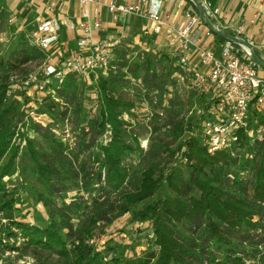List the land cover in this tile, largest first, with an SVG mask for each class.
I'll list each match as a JSON object with an SVG mask.
<instances>
[{
    "label": "trees",
    "instance_id": "trees-1",
    "mask_svg": "<svg viewBox=\"0 0 264 264\" xmlns=\"http://www.w3.org/2000/svg\"><path fill=\"white\" fill-rule=\"evenodd\" d=\"M5 11V2L0 0V20ZM10 49L11 54L0 59V217L18 230L22 245L2 242V238L0 245L16 252L32 249L54 255L61 264H264V139L250 142L241 136L239 150L236 144L232 150L210 153L200 134L207 115H182L171 121L175 146L162 145L168 159L140 169L134 181H129L130 165L125 161L142 148L131 129L132 121L122 115L131 113L136 100L115 89L124 86L121 82L129 75L141 90V103L153 106L152 126L156 118L169 114L177 118L185 104L206 101L173 78L175 72L183 74L177 57L158 52L165 63L158 74L155 63L159 60L150 52L143 50L130 65L132 48L126 43L118 46L106 73L90 75L97 78L93 114L84 105L88 91L78 86L81 76L67 73L61 82L54 80L50 84L53 97L46 96L49 102L37 109L47 111L52 122L27 124L39 136L41 142H37L18 128L19 123L25 126L23 104H10L8 89L20 65L40 64L48 53L30 47L23 32H18ZM119 68L127 70L117 75ZM140 70L142 76H138ZM150 91L155 96L146 100ZM170 92L173 95L164 105ZM55 123L68 128L71 142H63L54 133L51 126ZM184 129L195 133L181 141ZM157 130L154 126L153 131ZM147 152L153 158L154 148L150 146ZM177 153L183 164L168 166ZM17 167L19 191L8 188L3 180ZM71 186L95 194L89 202L66 201ZM162 187L163 194L159 193ZM22 196L32 213L28 222L15 214ZM84 207L91 209L82 217L78 210ZM124 215L149 223L156 250L126 255L123 250L117 252V245H105L101 251L89 243L98 234L94 229L104 226L99 228L102 234L105 226ZM16 235L5 231V238ZM109 250L117 253L107 259L104 254Z\"/></svg>",
    "mask_w": 264,
    "mask_h": 264
},
{
    "label": "built area",
    "instance_id": "built-area-1",
    "mask_svg": "<svg viewBox=\"0 0 264 264\" xmlns=\"http://www.w3.org/2000/svg\"><path fill=\"white\" fill-rule=\"evenodd\" d=\"M71 1L81 9V19L77 22H65L64 25L70 31L79 32L75 42L76 49L66 54L57 47L60 24L56 19L39 20L25 37L35 48L47 53L54 51L58 58L55 62L43 65L41 82H35L36 77H33L25 81V85H30L31 81L35 89L42 90L51 84V77L61 82L67 73L81 77H88L99 71L106 73L114 50L122 44L125 36L121 29H117L116 34L110 38H93L94 33L104 31L100 14V7L104 5L114 22L133 15L151 23L150 34L159 35L163 28L166 30V40L176 49L169 55L177 57L178 65L183 70V74L173 73V78L186 89L194 90L206 99L203 113L207 116L200 124V134L208 152L232 150L236 144L239 150L241 136L250 142L264 139V70L252 60L245 45L240 42L234 45L228 40L215 54L197 44L191 37V32L197 25L204 24L200 16L193 9H186L184 26L175 28L167 16H163L165 0H136L130 4L113 1L104 4L102 0ZM196 2L208 21L210 17L218 16L219 9L211 0ZM238 29L239 32L242 31L241 27ZM202 33L207 37L212 31L204 26ZM248 46L251 47V44ZM260 49V60L263 62L264 38ZM192 53L198 60L197 67L190 66Z\"/></svg>",
    "mask_w": 264,
    "mask_h": 264
},
{
    "label": "rangeland",
    "instance_id": "rangeland-1",
    "mask_svg": "<svg viewBox=\"0 0 264 264\" xmlns=\"http://www.w3.org/2000/svg\"><path fill=\"white\" fill-rule=\"evenodd\" d=\"M12 11L7 8V10L4 13V17L0 20V59L6 58L9 54H11L10 45L12 42L16 39L18 32L14 33L12 32L15 30V26L19 24L13 23L9 18L12 16ZM21 24V23H20ZM28 45L31 47V43L26 38ZM134 41V40H133ZM132 45V44H131ZM34 47V46H33ZM132 52L131 56L128 57V62L130 65L133 63L134 60H137L139 57V53L143 50H147L150 52V55L154 58V60H159V56L157 55L158 51L155 49L154 45L150 42L149 39H147L146 36H142V39L140 40V43L136 45H132L131 47ZM37 50V49H36ZM39 51L42 52V50L39 49ZM60 57V56H59ZM58 58V55L55 54L54 51H49L47 58L45 59V62L43 64H37L36 61H29L26 62L23 65H20L17 69V72L14 73L13 76H11V81L9 84L8 89V98L10 100V104H14L15 102L19 104H23L21 107V110L24 112V121L25 126H20V123L18 124V128H20V131L26 132V137L29 139H32L37 142H41L39 136L34 133L31 129L27 127V124H29L32 121L41 123L42 125H46L52 122V119L50 118V115L46 112H39L38 110H41L40 108L46 103H48V98L46 96H52L54 94V91L50 84H48L47 87H44L42 90H37L34 88V85L29 81V84L31 85H25L24 82L28 79H31L33 77H36L35 82H41L43 80L42 77V69L43 65L56 61ZM155 68L157 73H161L164 71L165 63L163 59H160L155 63ZM0 66V70H1ZM113 68V67H112ZM115 70V69H113ZM112 70V71H113ZM126 68L121 69L119 68L117 71V75H120L122 73H125ZM144 73L143 70H140L138 73V76H142ZM31 76V77H29ZM112 76V75H111ZM112 77H115L113 74ZM64 78V77H63ZM79 81L78 86L83 88L84 90H87L88 93L86 96V100L84 101V105L87 108H90L92 114L95 111L96 102H95V85L96 82V75L88 76V77H80L77 78ZM56 80V78H50V82ZM51 82V83H52ZM129 82V83H127ZM124 86H117L115 89V92L118 94L120 92L126 93L130 98L136 100L135 106L130 109V112H125L122 117L126 120L132 121V130L139 136L140 144L142 151L138 152L136 155L131 156L126 159L125 164L130 165L129 167V181H134V176L137 174V171H139L142 168H146L148 166H151L158 160H167L168 158L165 156L166 152H164V149L162 145L164 143H169L172 147L175 146V144L172 143V136L170 135V130L172 129V122L175 120H178L180 116L189 117L192 116L194 118H198L201 114H203V109L205 107V104H185V106L180 110L179 116L176 118L174 114H169L164 118H156L157 123L154 122V125L150 124V121L152 120V113H153V106L149 103H141L140 93L141 90L133 83V80L129 78V75L125 78V80H122ZM173 93H168L166 95V98H164L163 104L166 105L167 98L172 97ZM155 96L153 91L148 92V96L146 97V100H152ZM143 104V105H142ZM38 109V110H37ZM173 117V118H172ZM135 121H133L134 119ZM28 121V122H27ZM30 121V122H29ZM172 121V122H171ZM134 122V123H133ZM60 123H55L53 126H51V129L56 133L58 136L61 137L63 142H71V134L68 131V128L66 126H60ZM154 126L158 128L156 132L153 131ZM170 126V127H169ZM191 133L195 132H189L188 129H184V133L179 138L181 141L184 140L187 135H191ZM108 135H105L104 139H107ZM23 144V143H22ZM151 147L154 148V155L153 158H151L150 154H148V149ZM180 153H177L175 157L169 162V165H176L183 163L180 162ZM179 161V162H178ZM162 165V163H161ZM18 167L15 169L12 175L5 176L3 180L6 182L8 188L10 189H17L18 191L20 188V177L18 174ZM83 188V187H82ZM125 188H130V184L127 183ZM84 189V188H83ZM83 189L76 188L75 186H71L70 191L66 195V201L68 200H74V199H83V201H88L89 198H92V196L95 194V191L90 192H84ZM22 191L19 192L21 194ZM161 194L164 193V188L162 187L160 189ZM23 198V196H22ZM89 202V201H88ZM263 205V204H261ZM16 207L19 208L18 211H16V218L18 220H23V222H28V220L32 219L31 215V209L29 207V203L23 198V201L21 204H16ZM91 207H88L83 210L79 209L78 214L82 215V213H87ZM83 211V212H82ZM77 220V219H76ZM104 227V226H103ZM98 227L94 229L95 232L98 231V234L96 235V238L91 240L89 243L95 244L96 248L99 250H103L104 246H114L117 245L116 250L124 251L126 255H136L140 256L144 254L145 252L156 250V246L153 244V234L151 229L149 228L148 222H135L131 221L127 215H124L122 217H119L117 220H115L113 223L105 226L103 229L104 232L100 234ZM5 231H12L14 234L16 233V238H5ZM18 230L10 225L6 219L0 217V238H2V242H8V244L12 242H16V245L21 246L22 245V239L18 235ZM109 240V241H108ZM108 241V242H107ZM3 244V243H2ZM117 252H114L112 250L106 251L105 256L107 259L111 258L112 254L116 255ZM58 259L53 256H48L44 252H37L33 251L32 249L28 250H21L20 252H16L13 250H10L6 247H3L0 245V264H61V262L57 261Z\"/></svg>",
    "mask_w": 264,
    "mask_h": 264
},
{
    "label": "crops",
    "instance_id": "crops-1",
    "mask_svg": "<svg viewBox=\"0 0 264 264\" xmlns=\"http://www.w3.org/2000/svg\"><path fill=\"white\" fill-rule=\"evenodd\" d=\"M102 1L104 4L110 1L130 4L136 0ZM4 2L6 10L9 8L12 11L9 20L15 24L19 22L12 32L26 34L36 26L39 20L54 18L60 24L57 47L66 54L76 49L75 42L79 32L70 31L64 25L65 22H77L81 19V9L76 3L71 0H4ZM211 2L219 9V14L216 17H210L209 22L223 33L248 45L251 44V48L260 60V45L264 38V0H211ZM186 9H193L198 14L194 2L190 0H165L162 12L172 26L182 28L186 22L184 17ZM100 14L104 31L94 33L93 38H110L116 34L117 29H121L125 36L122 44L126 43L130 48L140 43L142 36H146L158 51L171 54L176 50L166 40L164 28L159 35L150 34L151 23L133 15L125 16L118 22H114L104 5L100 7ZM204 26L206 25H197L191 32V37L197 44L205 46L216 54L221 45L229 39L213 32L210 36H203ZM239 27L242 28L240 32ZM229 41L237 45V42ZM190 66H198L194 53L190 54Z\"/></svg>",
    "mask_w": 264,
    "mask_h": 264
},
{
    "label": "water",
    "instance_id": "water-1",
    "mask_svg": "<svg viewBox=\"0 0 264 264\" xmlns=\"http://www.w3.org/2000/svg\"><path fill=\"white\" fill-rule=\"evenodd\" d=\"M193 2H194V4H195V7H196V9H197V11H198V14H199V16H200V18L202 19V21H203V23L214 33V34H217V35H220V36H222V37H224V38H227V39H229V40H233V41H235V42H240L241 44H243V45H245L248 49H249V51H250V55H251V58H252V60L258 65V66H260L263 70H264V63L261 61V60H259V58L255 55V53H254V51H253V49L250 47V46H248L246 43H244V42H242V41H239V40H237V39H235V38H233V37H231V36H229V35H227V34H225V33H223L222 31H220V30H218V29H216L206 18H205V16H204V13H203V11H202V9H201V7H200V5L196 2V0H192Z\"/></svg>",
    "mask_w": 264,
    "mask_h": 264
}]
</instances>
